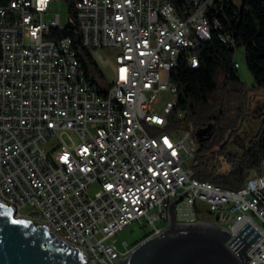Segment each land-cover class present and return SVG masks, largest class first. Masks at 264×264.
<instances>
[{
	"label": "built area",
	"instance_id": "1",
	"mask_svg": "<svg viewBox=\"0 0 264 264\" xmlns=\"http://www.w3.org/2000/svg\"><path fill=\"white\" fill-rule=\"evenodd\" d=\"M55 1L0 5V203L78 247L87 264L123 263L136 245L120 249L115 235L133 222L163 232L173 204L176 224L219 227L229 241L249 223L261 236L249 264H264V158L239 189L198 180L195 128L172 123V73L183 61L198 68L215 33L234 46L226 7L246 0H67L65 25L47 18ZM100 51L112 54L101 62Z\"/></svg>",
	"mask_w": 264,
	"mask_h": 264
},
{
	"label": "trees",
	"instance_id": "2",
	"mask_svg": "<svg viewBox=\"0 0 264 264\" xmlns=\"http://www.w3.org/2000/svg\"><path fill=\"white\" fill-rule=\"evenodd\" d=\"M9 1L11 0H0V5H6ZM174 1L177 4L181 2ZM226 11L232 19L223 23L226 31L233 35L235 45L223 43L215 33L212 41L198 53V68H191L185 61L180 62L171 76L180 93L172 123L174 126L184 127L192 123L195 128L197 164L191 172L196 179L224 188L239 189L245 181L247 171L258 169L264 158V121L261 132L250 141L244 152H229L227 146L221 143L226 134L222 127L225 116L223 106L230 95L243 94L248 90L234 67L236 47L245 48L247 66L253 76L254 86L264 88V0H246L241 9L226 7ZM69 35L74 37L76 43H81L78 32L73 31ZM80 51L89 64L91 82L99 86L101 72L89 54L81 47ZM219 104L222 105L218 107ZM179 112H183L185 116L179 118ZM196 129H207V134L198 133L201 136L198 137ZM214 148L218 150L214 151ZM217 157L226 162L227 169L224 170Z\"/></svg>",
	"mask_w": 264,
	"mask_h": 264
},
{
	"label": "water",
	"instance_id": "3",
	"mask_svg": "<svg viewBox=\"0 0 264 264\" xmlns=\"http://www.w3.org/2000/svg\"><path fill=\"white\" fill-rule=\"evenodd\" d=\"M0 203V264H87L83 251L61 240L46 225L14 218ZM137 244L119 264H249L248 252L261 238L247 223L230 241L228 233L210 225H179Z\"/></svg>",
	"mask_w": 264,
	"mask_h": 264
},
{
	"label": "rangeland",
	"instance_id": "4",
	"mask_svg": "<svg viewBox=\"0 0 264 264\" xmlns=\"http://www.w3.org/2000/svg\"><path fill=\"white\" fill-rule=\"evenodd\" d=\"M69 6V1L67 0L53 2L51 4L52 11L47 18H54L57 14H60L61 22L65 25L69 17ZM111 54L112 52L109 51H100L98 59L102 62L107 55ZM234 61L240 64L237 69L238 75L248 90L243 94H232L225 100L223 106L225 116L222 127L226 130V134L221 140V143L227 146L229 152H244L250 141L257 137L262 129L264 121V88L258 89L254 86L253 76L247 66L244 47L235 48ZM102 70L105 76V81H103V83L106 84L114 78V72L110 65H105L102 67ZM221 105L222 104H219L218 107ZM206 130L207 129H196V133H200L201 135V133H206ZM200 135L198 134V137H201ZM226 137H228V139ZM66 140L68 141L67 137ZM217 150L218 148H214V151ZM217 160H220L224 170L228 168L226 162H223L221 157H217ZM23 211L26 213L28 209H24ZM206 218L210 221L225 223V218L219 213H208ZM150 232L151 229L148 226L133 222L118 232L114 239H116L118 247L124 249V242L133 246L137 242L143 241Z\"/></svg>",
	"mask_w": 264,
	"mask_h": 264
}]
</instances>
